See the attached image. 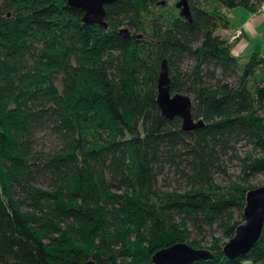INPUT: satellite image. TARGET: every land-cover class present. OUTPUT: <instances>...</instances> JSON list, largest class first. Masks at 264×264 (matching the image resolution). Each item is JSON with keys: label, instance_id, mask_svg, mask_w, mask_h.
<instances>
[{"label": "trees", "instance_id": "1", "mask_svg": "<svg viewBox=\"0 0 264 264\" xmlns=\"http://www.w3.org/2000/svg\"><path fill=\"white\" fill-rule=\"evenodd\" d=\"M188 2L190 20L168 0H116L103 27L67 0H0V264H155L159 248L200 246L188 223L217 222L228 240L244 220L252 186L212 173L240 141L258 151L241 159L244 179L264 170V56L240 60L216 30L226 10L262 0ZM163 58L170 92L191 97L202 125L161 113ZM45 133L49 151L35 148ZM165 165L184 189L157 185ZM225 242L186 264H264V226L234 259Z\"/></svg>", "mask_w": 264, "mask_h": 264}, {"label": "water", "instance_id": "2", "mask_svg": "<svg viewBox=\"0 0 264 264\" xmlns=\"http://www.w3.org/2000/svg\"><path fill=\"white\" fill-rule=\"evenodd\" d=\"M116 0H67L70 7H78L83 11L82 21L85 23H98L106 27L105 5ZM158 4H165L166 0H157ZM174 5L179 14L191 19L188 0H177ZM119 33L128 35L127 27L120 28ZM170 78L168 63L165 58L161 60L157 77L156 102L161 113L172 118L178 115L181 118V129L191 130L202 125L201 120H194L191 114V97L182 92H170ZM243 222L239 223L233 235L223 244L222 250L229 259H234L250 250L258 240L262 226H264V185L250 188L246 191L245 205L243 207ZM213 253L208 248H197L184 241L173 243L157 249L151 256L155 264H186L193 260L208 259ZM85 264H94L92 260Z\"/></svg>", "mask_w": 264, "mask_h": 264}, {"label": "rangeland", "instance_id": "3", "mask_svg": "<svg viewBox=\"0 0 264 264\" xmlns=\"http://www.w3.org/2000/svg\"><path fill=\"white\" fill-rule=\"evenodd\" d=\"M175 1L177 0H168V2L172 4L175 3ZM123 27H127L129 29V32L131 33H137L135 29H131L130 27H128V25H126V23H122L119 26V29ZM55 143H56V138L51 136L50 134L45 133L38 138V142L35 148L42 149L44 151H49L52 150ZM253 149L254 148L252 147V144L249 142L240 141L236 143L233 146V149L228 151L223 158L224 170L220 167H217L213 170L212 173L213 183L219 186H224L227 185L228 183H238L246 186L250 185L252 186L251 188L264 185V170L254 172L247 179H244V174L241 171L243 165L241 159L246 155V153L252 151L255 153V154L253 153L254 155H257L258 151ZM36 185L43 189H49V184L46 180H40L36 183ZM157 185L160 186L161 188H166V189L185 188L184 181L181 180L178 177L177 173L174 172L173 166H169V165L164 166L162 173L158 176ZM233 215L234 217L238 218L239 210L235 208L233 210ZM188 226L191 229L190 230L191 233L189 237L190 240L194 239L195 241L200 242V246L197 248H207L212 238H220L222 241H227V237L223 234L222 227L217 222H214L211 225L203 224L202 230L199 231L194 227H192L190 223H188ZM188 240L184 242L188 243L189 242ZM188 244L191 245L190 243Z\"/></svg>", "mask_w": 264, "mask_h": 264}, {"label": "crops", "instance_id": "4", "mask_svg": "<svg viewBox=\"0 0 264 264\" xmlns=\"http://www.w3.org/2000/svg\"><path fill=\"white\" fill-rule=\"evenodd\" d=\"M226 24L217 33L231 44V52L240 60L251 53L264 56V7L250 11L235 6L225 11Z\"/></svg>", "mask_w": 264, "mask_h": 264}, {"label": "built area", "instance_id": "5", "mask_svg": "<svg viewBox=\"0 0 264 264\" xmlns=\"http://www.w3.org/2000/svg\"><path fill=\"white\" fill-rule=\"evenodd\" d=\"M261 7H264V0H262L261 5L258 9H260Z\"/></svg>", "mask_w": 264, "mask_h": 264}]
</instances>
